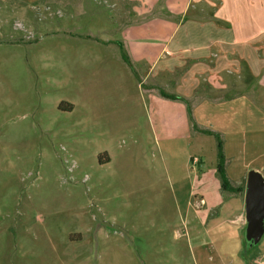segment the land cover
<instances>
[{
  "label": "rangeland",
  "instance_id": "1",
  "mask_svg": "<svg viewBox=\"0 0 264 264\" xmlns=\"http://www.w3.org/2000/svg\"><path fill=\"white\" fill-rule=\"evenodd\" d=\"M165 1L0 0V264H172V253L190 264L177 235L204 239L187 203L198 172L218 183L215 137L169 123L167 102L149 104L115 44L136 10L166 14ZM152 19L138 23L135 50L162 39L147 32ZM199 76L187 104L197 128L219 132L226 176L242 187L222 199L238 206L247 173L264 178V87L242 60ZM238 235L226 242L244 257L231 252L230 264L264 252V228L250 242Z\"/></svg>",
  "mask_w": 264,
  "mask_h": 264
},
{
  "label": "crops",
  "instance_id": "2",
  "mask_svg": "<svg viewBox=\"0 0 264 264\" xmlns=\"http://www.w3.org/2000/svg\"><path fill=\"white\" fill-rule=\"evenodd\" d=\"M148 1L153 0H139V3L147 5ZM164 6L168 10L166 14L136 10L138 15L143 16L124 35V45L122 41L120 42L128 55L133 71L144 85L141 87L137 82L139 88L146 95H150L147 96L149 104L152 105L155 102L151 97L157 99V96L163 100L161 104L167 102L165 106L168 108H165L163 112H167L168 117L171 118L169 123L177 125L176 120L182 121L189 137V127L192 128V122L196 127L198 125L191 111L192 120L189 118L186 102L190 103L189 98L198 84L199 75L201 77L208 75L211 81L214 77L223 75L228 67L240 64L242 60V63L247 65L249 74L258 80L260 86L264 87V0H166ZM186 13L188 18H184ZM149 15H153L154 19L147 24V32L157 33L158 36L161 33L162 39H159L150 50L143 47L137 51L132 41L136 33L143 34L144 27L138 23L143 19H148ZM167 16H175L174 21L168 20ZM202 16L205 18L199 19ZM148 34L146 33L147 36ZM145 42L147 43L146 40L144 44ZM139 71H142V74L139 75ZM149 71L151 73H148ZM130 72L133 74L131 70ZM141 75H143L142 79ZM145 80H148L147 84L144 83ZM217 86L220 87L223 84L220 83ZM159 89L179 95L186 101L165 98L159 94ZM159 107L155 108V111L158 117L161 114L159 118L163 119L166 115L159 110ZM208 113L211 114V112ZM214 124L215 128H218L216 123ZM212 131L218 132L214 129ZM109 161L110 155L107 153V160L96 164L99 167L100 164ZM214 166L215 162L210 169L211 174H215ZM201 174V172L197 173L195 185H193L199 194L187 204L192 210V221L203 230L204 239L201 240L199 232L198 234L193 233L191 243L189 229L187 234L184 232L180 236L177 235V238L185 237V245L189 252L187 259L190 264H213V262L230 264L231 252L244 257L242 253L244 247L240 250V245H238L237 250L238 233L244 232L247 224L244 193L238 206L234 204L235 201L232 198H228L224 203L223 190L220 188L219 181L218 183L214 181V185L206 187ZM241 192L242 190L238 193ZM200 198L203 200L202 206L199 203ZM218 205H220L218 212L208 214L213 206ZM229 236L237 240L232 250L226 242ZM150 240L153 241L150 242ZM145 241L147 246L157 244L158 238L148 237ZM245 257H247L245 263L232 260L231 264H264V252L254 258L247 253ZM141 259L142 264H146L145 259ZM178 259L176 253L169 256L172 264H184ZM155 262L160 263V259H156Z\"/></svg>",
  "mask_w": 264,
  "mask_h": 264
},
{
  "label": "water",
  "instance_id": "3",
  "mask_svg": "<svg viewBox=\"0 0 264 264\" xmlns=\"http://www.w3.org/2000/svg\"><path fill=\"white\" fill-rule=\"evenodd\" d=\"M244 203L247 220L244 239L250 242L252 238L259 237L264 227V178L255 171H249L246 175Z\"/></svg>",
  "mask_w": 264,
  "mask_h": 264
},
{
  "label": "trees",
  "instance_id": "4",
  "mask_svg": "<svg viewBox=\"0 0 264 264\" xmlns=\"http://www.w3.org/2000/svg\"><path fill=\"white\" fill-rule=\"evenodd\" d=\"M115 44L118 47L119 50V54H120V58L122 59V61L130 68V70L133 72L135 78L137 79V82L140 83V86L143 87L144 85L140 82L139 77L136 75V73L133 71L128 55L122 45V43L120 41H115ZM159 94L165 98H169V99H181L184 102L186 101L185 98L180 97L179 95L176 94H171V93H167L164 92L162 89L158 90ZM186 111L189 115V118L192 120L191 115H190V109L189 106L186 102ZM192 128L197 129L198 132H202V133H208V134H213V136L215 137V166H214V170H215V174L218 178L219 181V185L221 190L223 191H227L230 193H238L240 192L241 186H233L227 176H226V172H225V166H224V156L222 153V144H221V139L219 136L218 132L215 131H210L208 129H202V128H197L195 126V124L192 122Z\"/></svg>",
  "mask_w": 264,
  "mask_h": 264
}]
</instances>
